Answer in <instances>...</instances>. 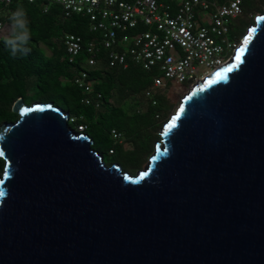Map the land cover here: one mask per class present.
Instances as JSON below:
<instances>
[{"label": "water", "instance_id": "water-1", "mask_svg": "<svg viewBox=\"0 0 264 264\" xmlns=\"http://www.w3.org/2000/svg\"><path fill=\"white\" fill-rule=\"evenodd\" d=\"M0 126V264H264V13L135 175L53 103Z\"/></svg>", "mask_w": 264, "mask_h": 264}, {"label": "trees", "instance_id": "trees-1", "mask_svg": "<svg viewBox=\"0 0 264 264\" xmlns=\"http://www.w3.org/2000/svg\"><path fill=\"white\" fill-rule=\"evenodd\" d=\"M160 2L169 4L171 0ZM47 3L16 0L0 11V21L8 23V14L15 10L17 4H23L31 31V51L27 55L13 56L5 47L3 38L0 39V126L19 119V115L13 112V105L19 98L28 105L51 102L74 119L69 121L70 127L78 130L81 126L82 131L92 138V147L103 155L105 163L104 153H107L114 156V162L125 171L136 174L148 163L163 127L175 113L171 95L164 93L169 88L158 91L155 105L146 101L144 109L140 106L130 109L126 100L145 98V91L151 87L156 73L145 71L134 63L127 68L109 67L103 60L98 68L89 73L95 82V93L102 96L101 108L86 105L82 102V91L74 84V77L81 69V59L85 55L70 63L63 38L68 33L76 34L86 45L99 41L100 33L90 31L89 18L84 14L65 18L59 4L49 3V10L44 12ZM242 9L243 14L231 21L230 36L233 39L246 36L255 18L264 13V0H243ZM102 54L104 57L105 50ZM113 129L122 133L121 143L113 139ZM5 165V160L0 157V179Z\"/></svg>", "mask_w": 264, "mask_h": 264}, {"label": "built area", "instance_id": "built-area-1", "mask_svg": "<svg viewBox=\"0 0 264 264\" xmlns=\"http://www.w3.org/2000/svg\"><path fill=\"white\" fill-rule=\"evenodd\" d=\"M14 1L0 0V11ZM41 1L48 2L44 12L49 10V3H56L65 18L74 14L88 16L90 31L100 33L99 41L86 45L76 34L68 33L63 38L70 63L85 55L74 84L83 93L82 102L96 109L101 108L102 96L95 93V82L89 73L103 60L109 67L127 68L134 63L156 73L144 94L155 105L159 90L191 88L228 64L244 41L230 36L231 21L243 14V0H171L169 4L160 0ZM7 24L0 21V39ZM200 68L206 69L204 73H200ZM111 134L115 141H123L119 131L113 129Z\"/></svg>", "mask_w": 264, "mask_h": 264}, {"label": "clouds", "instance_id": "clouds-1", "mask_svg": "<svg viewBox=\"0 0 264 264\" xmlns=\"http://www.w3.org/2000/svg\"><path fill=\"white\" fill-rule=\"evenodd\" d=\"M7 20L8 24L2 33L5 47L13 56L27 55L31 51L29 47L31 31L23 4H17L15 10L8 14Z\"/></svg>", "mask_w": 264, "mask_h": 264}, {"label": "rangeland", "instance_id": "rangeland-1", "mask_svg": "<svg viewBox=\"0 0 264 264\" xmlns=\"http://www.w3.org/2000/svg\"><path fill=\"white\" fill-rule=\"evenodd\" d=\"M42 47L46 50V52L48 54H50L49 50H47V48L45 46L42 45ZM206 69L205 68H200V73H204ZM190 89L189 86H186V87H176L174 90L172 91H169V90H165V94H170L171 95V98L173 99L174 103H175V110L177 109L181 99L184 97V95L188 92V90ZM146 100L145 98H141V97H138V98H135V97H132V98H128L126 100V104L128 105V107L130 109H133L137 106H140V108L144 109L146 107ZM104 157H105V161L107 163V165H112L114 164V160H115V157L114 156H109L107 155V153H104ZM147 165V163L142 167L145 168ZM130 173V172H129ZM132 174V173H130ZM133 175V174H132ZM135 175V174H134Z\"/></svg>", "mask_w": 264, "mask_h": 264}, {"label": "crops", "instance_id": "crops-1", "mask_svg": "<svg viewBox=\"0 0 264 264\" xmlns=\"http://www.w3.org/2000/svg\"><path fill=\"white\" fill-rule=\"evenodd\" d=\"M146 100V99H145ZM147 101V100H146Z\"/></svg>", "mask_w": 264, "mask_h": 264}, {"label": "bare ground", "instance_id": "bare-ground-1", "mask_svg": "<svg viewBox=\"0 0 264 264\" xmlns=\"http://www.w3.org/2000/svg\"><path fill=\"white\" fill-rule=\"evenodd\" d=\"M189 91V90H188Z\"/></svg>", "mask_w": 264, "mask_h": 264}]
</instances>
